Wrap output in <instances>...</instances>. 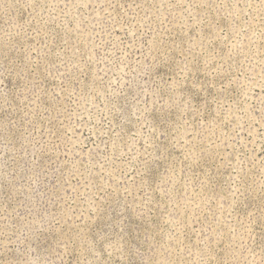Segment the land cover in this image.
I'll list each match as a JSON object with an SVG mask.
<instances>
[{"label":"rangeland","instance_id":"374dc122","mask_svg":"<svg viewBox=\"0 0 264 264\" xmlns=\"http://www.w3.org/2000/svg\"><path fill=\"white\" fill-rule=\"evenodd\" d=\"M0 264H264V0H0Z\"/></svg>","mask_w":264,"mask_h":264}]
</instances>
